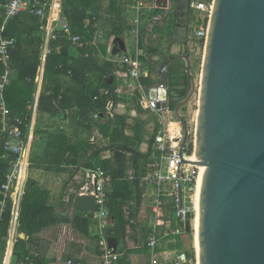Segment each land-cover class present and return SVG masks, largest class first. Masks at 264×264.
Here are the masks:
<instances>
[{"label": "water", "instance_id": "1", "mask_svg": "<svg viewBox=\"0 0 264 264\" xmlns=\"http://www.w3.org/2000/svg\"><path fill=\"white\" fill-rule=\"evenodd\" d=\"M189 2L168 0L147 32L162 20L164 48L152 60V70L167 86L168 106L182 130V163L191 138L185 108L198 97L194 159L188 160L203 168L198 264H264V0H213L200 80L186 47ZM124 48V39L116 37L113 54ZM180 64L184 72L174 69ZM113 79L110 75L107 82ZM156 80L153 84H160ZM136 97L137 115L128 122L138 120L154 135L155 118L138 92ZM121 109L117 113L126 116ZM34 186L31 182L27 192ZM76 208L94 211V197L77 196ZM185 231L195 233L190 216ZM118 242L109 238L115 252Z\"/></svg>", "mask_w": 264, "mask_h": 264}, {"label": "trees", "instance_id": "2", "mask_svg": "<svg viewBox=\"0 0 264 264\" xmlns=\"http://www.w3.org/2000/svg\"><path fill=\"white\" fill-rule=\"evenodd\" d=\"M100 1L63 0L64 16L69 19L74 34L91 40L96 30L97 20L95 19L99 17L100 13ZM7 2L8 0H0V27L4 23ZM117 2L118 0H111L110 7L112 10H115ZM40 25L39 17L33 14L29 8L10 18L3 31L4 37L16 41V46L11 50L14 76L11 83L6 87L5 98L11 110V118H21L24 131H27L31 123V105L36 94V79L41 66L44 36L40 31ZM115 26L120 27V24L117 23ZM107 32L108 38L124 36V29L117 28ZM101 46L105 51L106 45L101 44ZM49 47L42 91L39 96V110L48 113L61 111L66 117L69 109L70 112L75 113L77 121L72 126L74 136L70 139H68V133L65 130L41 129L38 125L34 140L46 141V148L50 156L48 162H56L64 147L63 161L66 167L60 169L61 171H68L72 168L73 175L81 166H92L98 160L102 162L104 151L112 150V161L104 167L113 177V189L110 196L113 227L109 228L108 236L120 239L121 233L133 216L130 203L134 198L135 187L139 188L141 178V174L137 173L133 183L127 179L130 163L136 165L138 170L141 169L142 153L136 147L139 138L138 136H129L126 133L127 121L122 114H117L109 122H96L100 135L95 145L91 144L87 137V131L92 128L93 124L92 113L103 111L107 101L116 98L114 84L107 82L114 72L113 63L111 61L101 63L99 54L97 50L92 48L93 46H74L63 29L57 31V38L50 41ZM72 49H76L78 53L73 55L70 52ZM174 69L180 72L185 71L183 65H177ZM3 70L4 67L0 62V73ZM142 82L145 85L149 84V78H142ZM102 89H108V93H101ZM56 119H61L60 115ZM1 127L0 115V135ZM82 131L85 132V135L81 134ZM4 142L5 137L3 136L0 139V201L5 202V207L2 212L0 206V264L3 263L7 247L13 205L12 194L5 195L2 189L6 175L10 170V159L3 157ZM65 143L67 144L66 147ZM37 145L38 148L35 147L34 142L32 146L30 167L53 169L54 167H50L47 160L44 163H39V143ZM32 181V179L28 181V188ZM33 189L32 193H25L22 201L18 237L13 249L12 264H43L41 258L36 259L31 253L28 246L29 241L33 239L42 226L62 220L60 218L51 221L45 220L54 213V210L46 204L38 185ZM71 220L76 225L89 223V217L74 216ZM186 252L190 258L195 260L193 244L186 248Z\"/></svg>", "mask_w": 264, "mask_h": 264}, {"label": "built area", "instance_id": "3", "mask_svg": "<svg viewBox=\"0 0 264 264\" xmlns=\"http://www.w3.org/2000/svg\"><path fill=\"white\" fill-rule=\"evenodd\" d=\"M168 0H125L128 13L133 15V27L131 33L135 39L132 50L115 55L114 65L118 73L127 76V89H140L146 99V105L151 110L157 126L152 138L150 157L148 158L149 172L145 176V182L152 192V208L159 215L163 212L165 200L170 199L173 217L180 226L173 224L172 218L165 219L163 227H154L149 234L147 245L150 249V264H198L195 248V260L190 258L186 251L172 254L162 250V243L166 239L185 232V222L188 216L194 223V216L198 210V181L201 175V167L193 165L188 160L194 157V128L191 129V138L185 150V159L182 163L180 157V137L182 130L172 116V110L168 106L167 86L163 81L155 85H145L142 78H149V55L140 47V37L147 23L162 9H166ZM31 9L41 21L40 31L44 36V46L41 56V66L38 76L43 74L47 54L50 50V41L57 38V31L63 29L76 47L94 46L98 40H89L81 35L74 34L69 19L64 16L63 0H8L5 5V19L0 27V62L4 67L0 73V115L1 135L4 136L3 157L10 159V170L6 175V181L2 185L3 193H11L13 205L11 209L10 227L7 236V247L2 264H11L13 249L18 237V226L22 201L28 189V174L30 167L31 143L34 131V121L39 109V94L36 93L31 105V123L24 131L21 118H11V110L5 98L6 87L11 83L14 70L11 63V50L16 46L14 39L3 36V31L8 20L23 10ZM213 8V0H190L189 9L190 24L187 34L186 47L191 57L201 54L203 56L208 30V22ZM99 38L105 37L104 31H99ZM37 76V77H38ZM37 80V79H36ZM116 98L107 101L103 112L92 113L95 121L102 118L111 120L117 115V109L124 108L125 95L115 91ZM60 128H63L62 126ZM91 144L97 143L96 133L89 134ZM103 142H105L103 140ZM103 159V158H102ZM78 182L71 191V199L77 196H93L97 234L102 251V264H118L122 254L114 251L110 246L108 230L113 227L110 209V196L113 189V177L98 160L92 166H84L77 172ZM76 174V175H77ZM2 212L5 202L0 201Z\"/></svg>", "mask_w": 264, "mask_h": 264}, {"label": "crops", "instance_id": "4", "mask_svg": "<svg viewBox=\"0 0 264 264\" xmlns=\"http://www.w3.org/2000/svg\"><path fill=\"white\" fill-rule=\"evenodd\" d=\"M110 4L111 0L100 1L99 17L95 19L97 20L95 25L96 30L91 37V40H98V42L92 48L97 50L101 63L104 61H111L113 63L114 72L111 75L114 76V79L108 84L113 83L115 91L118 90L125 95L123 100L126 102V106L120 109H126V116L124 114L127 121L126 133L132 137L138 136L139 141L136 147L142 153V158L140 159L141 169L138 170L136 165L133 163H130L128 166L127 179L130 182L133 183L135 181V174L137 173L141 174V178L139 188L135 187L134 198L130 203L131 209L133 210V216L130 218L128 224L121 233V238L118 239L119 242L117 251L122 254L118 264H150V249L147 245V239L154 227L157 226L159 229L162 228L165 219L168 218H172L174 225H180L173 217L171 208L172 203L169 198L165 200V205L161 214L157 215L152 208V192L150 187L145 182V176L149 172L148 158L151 153L153 135H150L151 129L147 125L140 124L138 120L135 122H128L129 117H133L135 119L137 115L136 92H138L139 96L143 98L142 101H144V105L146 99L143 97L139 88L130 91L127 89L128 78L125 74L121 72L118 73V69L114 65L113 61L116 58L113 54V48L115 46V38L117 36L108 38L106 35V33H108L107 31H113L117 28L124 29V36L120 37L124 39L125 48L121 53L126 50H132V43L135 39L134 35L131 33V29L133 27V15L132 13H128L126 11L125 0H118L115 10H112ZM164 11L165 9L160 10L159 14H163ZM152 19L147 23V25L152 21ZM161 22L162 20L158 21L153 31L150 33L147 32L146 25L140 37V47L149 55V59L147 61L150 74L149 83H154L156 79L158 82L161 81L155 71L152 70V60L156 57L157 52L164 48V43L160 37L162 30ZM117 23L120 24V27L115 26ZM99 31L105 32V37L103 39L99 38ZM101 44L106 45L105 51H103ZM70 52L73 55L78 53L76 49H72ZM192 61L194 65L195 61L193 58ZM43 77L44 72L40 77L38 76L36 80V93H38L39 96L42 91ZM101 93L107 94L108 89H102ZM56 106L58 107V104H56ZM70 111L71 110L69 109L67 110V116L65 117L61 111H58L57 114L42 111L40 112L38 109L35 117L31 151L34 142L36 148H38L37 143H39V163H44V161L47 160L48 165L50 167H54L55 169L29 167L27 171L28 181L32 179L35 186L38 185L46 204L54 210V213L49 215L45 220L51 221L52 219L58 218L62 220L42 226V228L34 235L33 239L29 241L28 246L33 256L36 259L41 258V263L43 264H102L100 240L97 234L96 220L94 219L93 212L78 210L76 208V200L71 199V191L78 182L79 175L77 172L84 166L79 167L74 175L72 174V168L68 171H61L60 168L66 167L63 161L65 156L64 147L62 148L60 156L57 158L56 162H48L50 160V156L48 155L46 148V141H39V139L34 140L38 125L41 129L65 130L68 133V139L73 137L74 132L72 131V126L76 123L77 117L75 113ZM59 115L61 119L57 120L56 118ZM92 120V128L87 131V136L89 134L96 133L98 138L100 130L96 125L97 121L93 118ZM100 121L109 122L110 120L102 118ZM61 126L63 128H60ZM81 134L85 135V132L82 131ZM64 145L66 147L67 144L65 143ZM112 156V150L108 149L104 151L102 156L103 167H106V165L111 163ZM74 216H80L81 218L89 217V223L86 224L85 222L77 225L73 224L71 219ZM192 244L195 248L194 233H187L185 231L180 235L172 236L163 241L162 250H167L172 254H175L186 251V248L191 247Z\"/></svg>", "mask_w": 264, "mask_h": 264}, {"label": "rangeland", "instance_id": "5", "mask_svg": "<svg viewBox=\"0 0 264 264\" xmlns=\"http://www.w3.org/2000/svg\"><path fill=\"white\" fill-rule=\"evenodd\" d=\"M197 56L192 57L194 59V72L196 75V78L200 80L201 76V69H202V60L203 56L201 54H196ZM197 109H198V97L195 96L192 101L186 106L185 108V113L187 115V119L190 123L191 129L195 128V123H196V116H197ZM195 218V216H194Z\"/></svg>", "mask_w": 264, "mask_h": 264}, {"label": "bare ground", "instance_id": "6", "mask_svg": "<svg viewBox=\"0 0 264 264\" xmlns=\"http://www.w3.org/2000/svg\"><path fill=\"white\" fill-rule=\"evenodd\" d=\"M193 159H194V157H193ZM203 168H201V170H202ZM201 176H202V174L200 175V177H199V181H198V194H197V196H198V210H197V213H196V215H195V218H194V231H195V240H196V242H195V247H196V249H198V235H197V231H198V224H199V197H200V187H201Z\"/></svg>", "mask_w": 264, "mask_h": 264}, {"label": "flooded vegetation", "instance_id": "7", "mask_svg": "<svg viewBox=\"0 0 264 264\" xmlns=\"http://www.w3.org/2000/svg\"><path fill=\"white\" fill-rule=\"evenodd\" d=\"M190 11V10H189ZM190 13H191V11H190Z\"/></svg>", "mask_w": 264, "mask_h": 264}]
</instances>
